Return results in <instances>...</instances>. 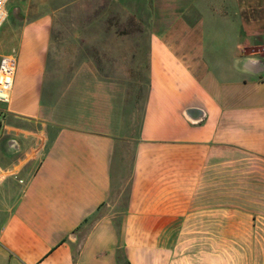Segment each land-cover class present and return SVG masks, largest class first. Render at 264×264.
Returning <instances> with one entry per match:
<instances>
[{"label":"crops","instance_id":"crops-1","mask_svg":"<svg viewBox=\"0 0 264 264\" xmlns=\"http://www.w3.org/2000/svg\"><path fill=\"white\" fill-rule=\"evenodd\" d=\"M102 8L24 20L17 38L8 10L0 28L17 61L0 102V264H264V0ZM115 8L149 28L119 56L134 66L92 59L128 41L106 29Z\"/></svg>","mask_w":264,"mask_h":264},{"label":"rangeland","instance_id":"rangeland-1","mask_svg":"<svg viewBox=\"0 0 264 264\" xmlns=\"http://www.w3.org/2000/svg\"><path fill=\"white\" fill-rule=\"evenodd\" d=\"M103 0H9L8 10H9V28H13V37H18V24L24 20L31 18H37L41 16H50L57 17L64 20L77 19L83 21L84 24L88 23L92 19H103L106 17V14L103 13L102 8ZM108 17V16H107ZM111 22L112 25L107 27L110 28L111 36L121 35L125 36L123 42H112V46L121 45L122 47L118 49V52L111 54L110 57H103L102 51L95 50V57L92 58L98 66L111 65H129L134 66L138 63V58L133 57H119L122 54H127L129 45L140 44L138 42H132L129 40L135 39L136 35H144L148 33V26L144 23L134 24L129 19L125 12H120L118 8H115L111 11ZM115 23V24H113ZM17 24V25H16ZM64 29L73 28L72 26L63 27ZM105 28L102 25L87 26L79 25L78 29L82 33L90 32V30L95 29L102 32V29ZM92 32V31H91ZM5 32L3 31L0 35L3 36ZM15 34V36H14ZM21 56L19 57L20 65ZM143 65H146V59H142ZM48 63L55 65V62L50 58L47 60ZM49 65V64H48ZM20 67V66H19ZM124 195V196H123ZM125 197V193H123Z\"/></svg>","mask_w":264,"mask_h":264},{"label":"built area","instance_id":"built-area-1","mask_svg":"<svg viewBox=\"0 0 264 264\" xmlns=\"http://www.w3.org/2000/svg\"><path fill=\"white\" fill-rule=\"evenodd\" d=\"M8 1L0 0V28L8 16ZM261 58L264 62V46L262 47ZM16 63V56L12 53L0 56V102L6 103L10 99Z\"/></svg>","mask_w":264,"mask_h":264},{"label":"water","instance_id":"water-1","mask_svg":"<svg viewBox=\"0 0 264 264\" xmlns=\"http://www.w3.org/2000/svg\"><path fill=\"white\" fill-rule=\"evenodd\" d=\"M263 61V60H262ZM264 63V62H263ZM185 115H187L188 117H195V118H200L198 117L200 115V110L197 108H188L184 111Z\"/></svg>","mask_w":264,"mask_h":264}]
</instances>
